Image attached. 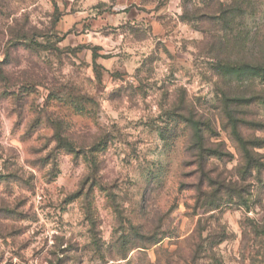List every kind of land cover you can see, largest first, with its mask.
Segmentation results:
<instances>
[{
    "label": "rangeland",
    "instance_id": "374dc122",
    "mask_svg": "<svg viewBox=\"0 0 264 264\" xmlns=\"http://www.w3.org/2000/svg\"><path fill=\"white\" fill-rule=\"evenodd\" d=\"M0 264H264V0H0Z\"/></svg>",
    "mask_w": 264,
    "mask_h": 264
},
{
    "label": "trees",
    "instance_id": "16d2710c",
    "mask_svg": "<svg viewBox=\"0 0 264 264\" xmlns=\"http://www.w3.org/2000/svg\"><path fill=\"white\" fill-rule=\"evenodd\" d=\"M249 68H250V70L252 71L253 74H256V73L259 72V68H257L256 66H254V67H249ZM246 69H248V68H245V67H242V66H240V67H232V70H233V71H236V72H239V73H241V72H245ZM185 122H186V123L189 122V124H190L191 126L193 125V127H194V134H193V135H194V138L202 139V134L199 133V129H198L197 127L195 128V122H194L192 119H187V120H185ZM233 128H234V130H233V135H234L236 141L238 142V144H239V146H240V149H241V151H242V153H243V156L246 158V160H248V162L250 161L251 163H255V161L252 160V156L250 155V152H249V146H248V145H250L251 143H255L253 147H261V145L257 144V143H259V142H255V141L252 142V141H250V140H246V139H244V138H243V137L237 132V130H236V126H235V125L233 126ZM199 141H200V140H199ZM58 142H59L62 146L67 147L68 149H72V148H71V145H69V143L66 142L65 139H63V138H59V139H58ZM199 149H202V145H200ZM205 151L208 152L207 157H210V156L212 155V154H211L212 152H211L209 149H206Z\"/></svg>",
    "mask_w": 264,
    "mask_h": 264
}]
</instances>
